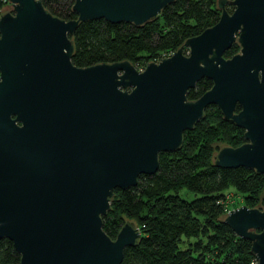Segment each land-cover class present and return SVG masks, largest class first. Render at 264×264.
I'll list each match as a JSON object with an SVG mask.
<instances>
[{
  "label": "water",
  "instance_id": "water-1",
  "mask_svg": "<svg viewBox=\"0 0 264 264\" xmlns=\"http://www.w3.org/2000/svg\"><path fill=\"white\" fill-rule=\"evenodd\" d=\"M8 1L0 13V239L19 264H120L140 233L130 221L114 239L102 231L112 191L154 173L158 153L176 150L209 105L244 139L220 147L213 165L264 173V0H216L214 24L141 71L126 60L77 67L69 37L88 20L140 26L173 0H73L70 20L41 0ZM234 42L238 52L223 57ZM203 77L210 88L187 100ZM222 221L264 264V207L241 205Z\"/></svg>",
  "mask_w": 264,
  "mask_h": 264
},
{
  "label": "trees",
  "instance_id": "trees-1",
  "mask_svg": "<svg viewBox=\"0 0 264 264\" xmlns=\"http://www.w3.org/2000/svg\"><path fill=\"white\" fill-rule=\"evenodd\" d=\"M0 0V9L6 5ZM43 8L63 20L76 18L73 0H41ZM230 4L225 9L231 11ZM5 12V11H3ZM1 12V13H3ZM220 10L216 0H173L152 20L140 26L109 23L104 19L79 22L69 37L70 61L77 67L126 60L133 66L158 61L175 51L185 39L214 24ZM236 42L223 52L236 53ZM211 86L201 78L186 91L194 100ZM235 110H238L236 105ZM243 130L222 119L209 105L190 130L182 133L180 146L158 153V166L150 175H139L136 184L115 188L109 208L101 216L102 231L114 239L125 221L138 229L134 246L123 250L120 264H252L250 242L236 236L222 221L221 202L228 189L242 197L248 208L264 207V173L245 167L213 165L212 142L236 147L244 142ZM185 191L182 197L180 191ZM0 264H19V255L6 238L0 239Z\"/></svg>",
  "mask_w": 264,
  "mask_h": 264
},
{
  "label": "rangeland",
  "instance_id": "rangeland-1",
  "mask_svg": "<svg viewBox=\"0 0 264 264\" xmlns=\"http://www.w3.org/2000/svg\"><path fill=\"white\" fill-rule=\"evenodd\" d=\"M10 5L9 4H7L6 6H5V10L6 11H9L10 10V7H9ZM7 9H9V10H7ZM230 9H231V6H230ZM228 12H230V10L228 11ZM239 50V49H238ZM238 50H237V52H238ZM183 52L185 53L186 52V49H183ZM172 53V52H171ZM171 53H168V54H166V55H164V56H161L160 58H159V60L161 59V58H163V57H166V56H169ZM230 57V56H229ZM158 60V61H159ZM152 62H154V61H152ZM141 65H137V67H135L134 66V68L136 69V70H138V71H141L142 69H143V67L141 68L140 67ZM222 146H227V144H225L224 142H217V141H213L212 142V147H213V149H214V152L215 151H217L220 147H222ZM264 194V190H262L261 191V196ZM180 195L182 196V197H186V198H190V197H192V195H188V196H185V191L184 190H181L180 191ZM221 202H222V205H223V209L226 211V210H231V209H234V208H236V207H239V206H241V205H243L242 204V197H241V195L240 194H238V193H236L234 190H232V189H228V190H226V192L224 193V196L222 197V199H221ZM226 213V212H225ZM224 213V214H225ZM252 264H256V260H255V258H254V262H252Z\"/></svg>",
  "mask_w": 264,
  "mask_h": 264
},
{
  "label": "built area",
  "instance_id": "built-area-1",
  "mask_svg": "<svg viewBox=\"0 0 264 264\" xmlns=\"http://www.w3.org/2000/svg\"><path fill=\"white\" fill-rule=\"evenodd\" d=\"M4 1H6V2H7V3H6V5H7V4H9V5H10L9 7H10V10H11V4H10V2H9L8 0H4ZM6 5H5V6H6ZM5 6H3V8H2V9H0V13H1V12H3V11H6V10L4 9V8H5ZM7 10H9V9H7ZM10 10H9V11H10ZM155 62H157V61H155ZM227 211H228V210H226V212H227Z\"/></svg>",
  "mask_w": 264,
  "mask_h": 264
},
{
  "label": "flooded vegetation",
  "instance_id": "flooded-vegetation-1",
  "mask_svg": "<svg viewBox=\"0 0 264 264\" xmlns=\"http://www.w3.org/2000/svg\"><path fill=\"white\" fill-rule=\"evenodd\" d=\"M235 111H237V110H235Z\"/></svg>",
  "mask_w": 264,
  "mask_h": 264
}]
</instances>
